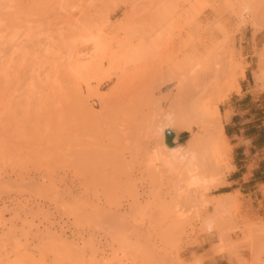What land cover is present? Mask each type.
I'll use <instances>...</instances> for the list:
<instances>
[{"label":"rangeland","instance_id":"obj_1","mask_svg":"<svg viewBox=\"0 0 264 264\" xmlns=\"http://www.w3.org/2000/svg\"><path fill=\"white\" fill-rule=\"evenodd\" d=\"M262 52L264 0H0V264H264V202L199 124L264 93Z\"/></svg>","mask_w":264,"mask_h":264},{"label":"crops","instance_id":"obj_2","mask_svg":"<svg viewBox=\"0 0 264 264\" xmlns=\"http://www.w3.org/2000/svg\"><path fill=\"white\" fill-rule=\"evenodd\" d=\"M225 111L230 113L224 133L231 146L232 166L224 185L231 190L225 192L239 191L264 202V93L256 95L244 85L240 94L230 95Z\"/></svg>","mask_w":264,"mask_h":264},{"label":"bare ground","instance_id":"obj_3","mask_svg":"<svg viewBox=\"0 0 264 264\" xmlns=\"http://www.w3.org/2000/svg\"><path fill=\"white\" fill-rule=\"evenodd\" d=\"M245 7V6H244ZM246 8V7H245ZM244 8V9H245ZM247 9V8H246ZM90 35L91 36H100V35H98V34H93L92 35V33H90ZM89 35V36H90ZM89 36H88V38H89ZM94 38V37H93ZM96 39V38H95ZM98 40H96L95 41V44H94V46H95V51H94V49H93V51L95 52V53H97L98 54V57H99V60L101 61V58H104V57H106L107 55L106 54H99L98 52L101 50V46H102V44H104L103 42V40H99V38H97ZM94 43V42H93ZM92 43V44H93ZM107 46V45H106ZM106 50L105 51H107V49H108V46L105 48ZM104 50V49H103ZM92 51V50H91ZM86 52V53H88L87 54V57H88V55L89 54H91V57H90V55H89V57H90V60H91V58L93 57V55H92V52ZM127 52V51H126ZM132 52V51H131ZM85 53V54H86ZM262 53H264V52H262ZM84 54V55H85ZM107 54H108V52H107ZM113 54H115V53H113ZM111 55V57L110 58H113V57H115V55ZM128 54H130V53H128ZM84 55H83V57H84ZM96 55V54H95ZM95 55H94V57H95ZM101 55H102V57H101ZM82 57V56H81ZM81 57H76V62H78V59H80ZM85 57H86V55H85ZM84 57V59H86ZM93 57V59L91 60L93 63H94V65H95V61H94V58ZM98 57H96V60L98 59ZM116 57H119V58H121L120 57V54L119 55H117L116 54ZM115 57V58H116ZM109 58V59H110ZM118 58V59H119ZM87 59H89V58H87ZM87 59H86V61H87ZM98 60V65L100 64V61ZM115 60H117V59H115ZM115 60H113V61H115ZM80 61V60H79ZM89 61V60H88ZM88 61L87 62H85L84 64H80L81 62H78L77 63V65H79L78 67H77V69L79 68V71H84V73H82V75H84V74H87V73H85V72H88V73H90V71L92 72V69L91 68H93V70L95 69V67L97 66L98 67V65H95V67H91V68H88V66H89V64H90V62L91 61H89V63H88ZM76 62H75V64H76ZM91 62V63H92ZM74 63H73V65H75ZM97 64V63H96ZM72 65V66H73ZM100 66V65H99ZM81 68V69H80ZM85 69H87V71L85 70ZM262 69H264V64H262ZM76 70V69H75ZM73 71H74V69H73ZM79 71H74V72H77V74H78V72ZM73 73V72H72ZM74 74V73H73ZM75 75V74H74ZM243 75H244V73H243ZM77 76H80V73H79V75H77ZM86 75H84L83 77H85ZM82 77V78H83ZM78 78V77H77ZM262 78H264V72H262L261 74H260V76H259V79H262ZM79 79V78H78ZM84 80H85V78H83ZM82 79V80H83ZM85 83H87V86H88V82H85ZM88 88H89V86H88ZM211 107V106H210ZM209 107H205V110L206 111H204V113L203 114H205V117H206V121H204V122H202L203 120H201V119H199V117H201L203 114H201V113H199L198 115V117L196 116L195 118H191L190 119V117L188 118H186V117H183V115H182V117H181V114L182 113H184V112H182L181 114H178V116H180V118L178 117V116H176V117H174V118H178L177 120L179 121V122H184L183 124H185V123H187L186 121H188V122H190V120L192 121L191 123L192 124H195V123H199V122H197L196 120H197V118H198V120H201V122L199 123L200 125L203 123V124H205V126L206 127H208L207 129H208V141H207V144L208 145H206V141L204 142V144H203V142H201L200 140H202L203 138L200 136V135H195L196 136V139L200 136L201 138H198V140H199V142H198V144L201 142V144H203L204 145V149H205V146H206V149L208 148V149H210V150H212V151H215L216 149H217V143H218V141H217V139H218V137L219 136H223L224 135V131H223V128H224V122H223V120L220 118V112H219V109H218V107L217 106H215L212 110H207ZM202 112V111H201ZM201 115V116H200ZM188 116V115H187ZM183 118V121H181L180 119H182ZM186 118V119H185ZM188 119V120H187ZM230 119V115L229 114H227L225 117H224V120H225V122H228V121H230L229 120ZM177 120H175V121H177ZM207 121H208V123H207ZM173 122V121H172ZM179 122L177 123V122H175V124L177 123V124H179ZM191 123H190V125H189V123L188 124H186V125H189V126H191ZM175 124H173V126L175 125ZM181 124V123H180ZM202 124V125H203ZM208 124V125H207ZM196 125V124H195ZM214 125H215V127H214ZM188 126V127H189ZM196 126H198V125H196ZM204 126V125H203ZM204 126V127H205ZM211 126H213L214 128L213 129H210V127ZM189 128H191L192 129V127H189ZM198 136V137H197ZM195 140V139H194ZM198 140H195L196 142H195V145H196V143H197V141ZM204 141V140H203ZM179 143V142H178ZM177 143V145H176V147H175V145L173 144V146H172V150L171 149H169V151H171L172 153L171 154H169V155H167V158L169 157V159H167V161H166V163L168 164V165H170V166H172V168H176V167H178V169H179V167H181V169H182V171H184L185 172V174H186V181H187V184H192V185H197V186H199V187H201L204 191H206V190H208L209 188H210V185H208L207 183H206V180H205V177H204V173H203V171H201L200 170V166L198 165V161H197V159H198V157H199V151H197V150H195V148H193L191 145V143H188L186 146H183V145H181L180 143L178 144ZM194 143V142H193ZM208 146V147H207ZM168 147H169V145H168ZM171 148V147H170ZM176 148V149H175ZM206 149H205V151H206ZM207 149V150H208ZM203 150V149H202ZM200 151H201V149H200ZM159 152L160 151H158L157 153L159 154ZM203 152H204V150H203ZM169 153V152H168ZM196 153H197V155H196ZM157 154V155H158ZM161 155H162V152L160 153ZM199 154V155H198ZM161 155H158V156H161ZM198 156V157H197ZM181 171V172H182ZM183 173V172H182ZM181 173V174H182ZM221 185V183H219L218 184V186H220ZM234 263V262H233ZM236 264V263H235Z\"/></svg>","mask_w":264,"mask_h":264}]
</instances>
